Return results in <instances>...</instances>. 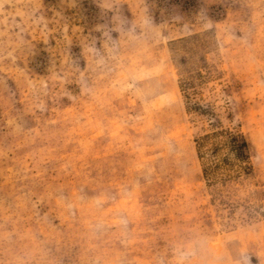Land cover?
<instances>
[{
  "label": "rangeland",
  "instance_id": "obj_1",
  "mask_svg": "<svg viewBox=\"0 0 264 264\" xmlns=\"http://www.w3.org/2000/svg\"><path fill=\"white\" fill-rule=\"evenodd\" d=\"M0 264H264V0H0Z\"/></svg>",
  "mask_w": 264,
  "mask_h": 264
}]
</instances>
